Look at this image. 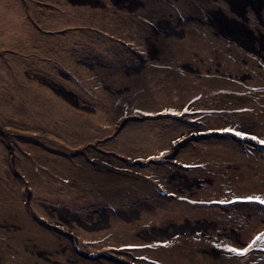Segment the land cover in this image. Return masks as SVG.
<instances>
[{
    "label": "rangeland",
    "instance_id": "374dc122",
    "mask_svg": "<svg viewBox=\"0 0 264 264\" xmlns=\"http://www.w3.org/2000/svg\"><path fill=\"white\" fill-rule=\"evenodd\" d=\"M78 3L0 0V264H264V0Z\"/></svg>",
    "mask_w": 264,
    "mask_h": 264
},
{
    "label": "snow or ice",
    "instance_id": "6c2138e0",
    "mask_svg": "<svg viewBox=\"0 0 264 264\" xmlns=\"http://www.w3.org/2000/svg\"><path fill=\"white\" fill-rule=\"evenodd\" d=\"M188 110L185 109V112H187ZM174 115H183V113H173ZM225 131L227 132H232L235 136L241 137V138H245L247 136V132L245 131H237L234 129H225ZM253 140H257V137L255 136H251L250 137ZM175 143V141H174ZM258 143L264 145V139L258 140ZM163 155V154H162ZM246 203V204H257V205H264V197L262 196H258V195H253V196H247V197H237L235 201H227V200H222L219 201V203ZM237 242H241L239 238H237ZM264 245V232L259 233V235L255 236L254 239L251 240L250 243H247L245 246H242L240 248L237 247H233V246H225L223 249H221L222 251H226L229 253H232L238 257L241 258H246L251 251L256 248L257 245ZM217 248H220L219 245L216 246ZM262 252H264V248L260 249Z\"/></svg>",
    "mask_w": 264,
    "mask_h": 264
},
{
    "label": "flooded vegetation",
    "instance_id": "af4514ba",
    "mask_svg": "<svg viewBox=\"0 0 264 264\" xmlns=\"http://www.w3.org/2000/svg\"><path fill=\"white\" fill-rule=\"evenodd\" d=\"M87 1H90V2H92V1H94V0H87ZM214 3L215 4H217V6H218V10H214V11H212L213 12V14H217V16H221L220 14H221V6H220V4L218 3V0H214ZM71 4L72 5H77V4H82V3H78V2H71ZM122 7H124V6H122ZM213 14H212V16H213ZM215 18V17H214ZM232 19H230L229 21H232V22H235L236 21V19H237V17H231ZM210 23H211V25L218 31L215 35H216V37L217 38H219L220 36H222V37H224L225 35H226V37H229V38H226L225 40H226V43L228 44V46H239V47H244V46H242V45H239L235 40H233L232 38H236V37H233V33H231V32H227V31H223L225 34H223L221 31H220V27H219V25L217 24V23H215V21H216V18H215V20L213 19V18H211L210 19ZM160 24H164L165 26L164 27H166V23L165 22H160ZM255 26H253V28H254ZM251 33V32H250ZM151 50H150V52H149V55H150V58L153 60V61H159L160 60V57L161 56H164L165 54H163V53H159V51L157 50V48L156 47H151L150 48ZM153 54H152V53ZM242 139H243V141H246L247 139L246 138H239V140H237V142L239 143V144H243V141H242ZM243 151H245V150H243Z\"/></svg>",
    "mask_w": 264,
    "mask_h": 264
},
{
    "label": "bare ground",
    "instance_id": "6f19581e",
    "mask_svg": "<svg viewBox=\"0 0 264 264\" xmlns=\"http://www.w3.org/2000/svg\"><path fill=\"white\" fill-rule=\"evenodd\" d=\"M65 1V0H64ZM67 1H69V2H73V1H78V2H84V1H87V0H67ZM236 2H238L239 4H243V2H245L244 3V5L247 3V0H235ZM260 1V0H259ZM78 5H82V4H78ZM19 18V17H18ZM18 22H20L19 24L20 25H22V27H23V30L25 29H27L25 26H24V23H22L23 21L22 20H18ZM215 23H217L218 25H219V27H220V29H221V27H222V23L220 22V21H215ZM242 26H244L245 27V25L244 24H242ZM244 27H242V28H240L238 31L236 30L237 29V27H235V26H232V25H229L228 26V31H234V30H236V32L235 33H233V37H237L238 39H246L248 36H249V32L244 28ZM260 48H261V46H260Z\"/></svg>",
    "mask_w": 264,
    "mask_h": 264
},
{
    "label": "clouds",
    "instance_id": "9594fccd",
    "mask_svg": "<svg viewBox=\"0 0 264 264\" xmlns=\"http://www.w3.org/2000/svg\"><path fill=\"white\" fill-rule=\"evenodd\" d=\"M243 14H245V12L243 11ZM223 31H225L224 29H223ZM254 52V51H253ZM262 54H264V53H262Z\"/></svg>",
    "mask_w": 264,
    "mask_h": 264
},
{
    "label": "trees",
    "instance_id": "16d2710c",
    "mask_svg": "<svg viewBox=\"0 0 264 264\" xmlns=\"http://www.w3.org/2000/svg\"><path fill=\"white\" fill-rule=\"evenodd\" d=\"M224 138H226V137H224Z\"/></svg>",
    "mask_w": 264,
    "mask_h": 264
}]
</instances>
